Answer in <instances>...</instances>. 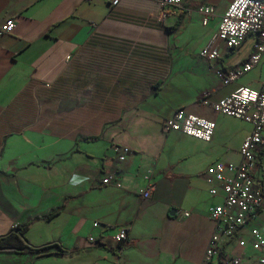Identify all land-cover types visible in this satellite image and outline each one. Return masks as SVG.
Wrapping results in <instances>:
<instances>
[{"label": "crops", "instance_id": "obj_1", "mask_svg": "<svg viewBox=\"0 0 264 264\" xmlns=\"http://www.w3.org/2000/svg\"><path fill=\"white\" fill-rule=\"evenodd\" d=\"M231 2L186 0L188 12L157 0H0V238L27 227L26 247L0 248V264L202 263L215 230L209 207L222 201L210 193L209 169L238 163L253 126L201 99L260 89L264 77V55L228 85L199 55ZM202 4L215 7L207 25ZM8 19L15 28L1 32ZM258 39L233 50L216 41L223 66L248 58ZM178 109L215 121L211 141L165 132ZM117 147L130 148L125 160ZM149 172L156 189L144 198ZM256 178L264 190V153ZM260 225L264 204L239 233L249 239ZM221 244L243 264L264 257V247L236 238Z\"/></svg>", "mask_w": 264, "mask_h": 264}, {"label": "built area", "instance_id": "obj_2", "mask_svg": "<svg viewBox=\"0 0 264 264\" xmlns=\"http://www.w3.org/2000/svg\"><path fill=\"white\" fill-rule=\"evenodd\" d=\"M120 1L107 0L112 6ZM157 1L161 7L170 5L188 12L193 11L186 6V0ZM197 11L202 16L203 24L207 25L215 14V7L202 4ZM15 25L14 19H8L1 26V32H11ZM250 34L259 37L253 52L241 63L225 68L220 61L221 54L215 42L223 41L229 50H233L240 47ZM199 55L215 63L214 71L226 85L253 70L264 55V0H232L220 20L213 41L204 46ZM201 103L215 112L235 117L253 126L241 146V160L238 163L215 162L210 167V175L207 177V181L212 185L210 193L221 197L222 201L209 207V216L215 223V230L205 249L201 264H243L244 255L229 254L221 241L223 237L236 238L242 248L250 246L256 251L264 247V225L252 228L249 239L243 238L239 233L242 227L256 218L264 204V190L256 178L260 156L264 153V77L260 89L240 85L229 95L215 101L205 95ZM162 128L165 132L182 131L189 136L211 141L216 122L184 109H178L163 121ZM117 151L120 153L119 159L123 161L129 154L130 148L117 147ZM113 178V175L109 174L103 179V183L109 184ZM146 178L149 183L141 195L149 198L155 191L156 184L151 181L150 172ZM184 215L189 216L190 212L186 211ZM100 225V222H94L95 227ZM128 235V228H121L116 235L119 244H125ZM88 241L93 244L99 243L94 235L89 236ZM122 245L118 247L119 251ZM250 264H264V257L259 256Z\"/></svg>", "mask_w": 264, "mask_h": 264}, {"label": "trees", "instance_id": "obj_3", "mask_svg": "<svg viewBox=\"0 0 264 264\" xmlns=\"http://www.w3.org/2000/svg\"><path fill=\"white\" fill-rule=\"evenodd\" d=\"M54 215V212L49 215ZM27 229L26 226L24 227H18L14 231H12L8 236H5L3 238H0V248H10L13 250H20L26 247V244L24 243V232ZM122 244H119L121 246ZM50 246L45 247H36L33 248V251L40 253L45 250H47Z\"/></svg>", "mask_w": 264, "mask_h": 264}]
</instances>
